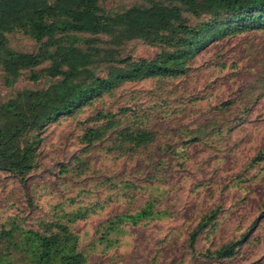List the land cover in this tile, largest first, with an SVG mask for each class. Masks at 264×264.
<instances>
[{
    "label": "rangeland",
    "instance_id": "rangeland-1",
    "mask_svg": "<svg viewBox=\"0 0 264 264\" xmlns=\"http://www.w3.org/2000/svg\"><path fill=\"white\" fill-rule=\"evenodd\" d=\"M106 4L120 9L132 2ZM12 42L19 49L33 46L20 35ZM132 47L140 57L156 53L146 44ZM191 67L175 80L128 82L82 115L87 120L98 110L116 112L138 103L156 134L146 148L111 150L110 134L83 152L82 126L76 120L62 118L48 125L38 171L23 182L0 170V223L19 214L35 227L33 219L50 216L55 204L68 210L95 204L74 226L83 237L88 264H264V161L251 165L264 149V30L212 39L196 53ZM28 84L20 80L16 87ZM12 91L0 77V100ZM188 131L202 139L187 144ZM75 156L87 163L85 173L77 175ZM64 166L69 169L62 170ZM153 196L161 216L128 224L117 246L99 241L102 223L141 208ZM216 207L221 209L218 222L198 238V249L244 236L242 243L232 258L195 260L187 252L188 234Z\"/></svg>",
    "mask_w": 264,
    "mask_h": 264
},
{
    "label": "trees",
    "instance_id": "trees-1",
    "mask_svg": "<svg viewBox=\"0 0 264 264\" xmlns=\"http://www.w3.org/2000/svg\"><path fill=\"white\" fill-rule=\"evenodd\" d=\"M107 1L0 0V77L13 89L0 100V170L23 182L38 171L43 132L62 118L82 126L83 152L110 134L111 150L133 153L148 147L156 134L138 103L116 112L98 110L87 120L82 115L128 82L187 75L193 57L212 39L264 30V0H121L132 5L120 9L108 8ZM17 35L32 41V48H16L12 37ZM133 43L156 53L137 56ZM20 80L32 84L17 88ZM185 137L187 144L202 139L190 131ZM81 158L74 157L77 175L88 167ZM263 161L264 149L251 165ZM157 203L153 196L141 208L107 219L99 241L119 245L128 224L138 226L163 214ZM95 209V204L71 210L55 204L50 216L33 219L35 227L19 214L9 215L0 223V264H88L83 237L74 226ZM220 211H207L190 230L186 248L195 260L232 258L240 247L244 236L198 249V238L216 226Z\"/></svg>",
    "mask_w": 264,
    "mask_h": 264
}]
</instances>
